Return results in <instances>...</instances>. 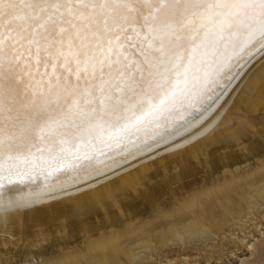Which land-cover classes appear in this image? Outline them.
<instances>
[{
    "label": "snow or ice",
    "instance_id": "snow-or-ice-1",
    "mask_svg": "<svg viewBox=\"0 0 264 264\" xmlns=\"http://www.w3.org/2000/svg\"><path fill=\"white\" fill-rule=\"evenodd\" d=\"M257 63L264 0H0V199L113 169Z\"/></svg>",
    "mask_w": 264,
    "mask_h": 264
},
{
    "label": "bare ground",
    "instance_id": "bare-ground-1",
    "mask_svg": "<svg viewBox=\"0 0 264 264\" xmlns=\"http://www.w3.org/2000/svg\"><path fill=\"white\" fill-rule=\"evenodd\" d=\"M262 132L264 63H257L178 133L113 169L53 191L0 199V264H15L22 253L33 264H120L126 257L152 264L138 257L148 248L133 236L167 246L175 237L209 243L214 230L202 233L193 218L214 207L227 215L234 201L264 212ZM151 190L159 195L149 199ZM252 213L241 218L251 222ZM26 221L36 225L30 236Z\"/></svg>",
    "mask_w": 264,
    "mask_h": 264
},
{
    "label": "rangeland",
    "instance_id": "rangeland-1",
    "mask_svg": "<svg viewBox=\"0 0 264 264\" xmlns=\"http://www.w3.org/2000/svg\"><path fill=\"white\" fill-rule=\"evenodd\" d=\"M229 211L224 215L214 207L204 218H193L202 233L207 232L206 227L214 230L209 243L201 237H183L181 240L175 237L172 246H167L165 241L161 244H157V240L144 241L141 235L133 236L131 240H141L137 244L146 246L148 250L137 255L141 259H150L152 264H264V212L252 213L253 208L248 210L244 202L236 201ZM249 211L253 214L251 222L241 218ZM179 229L173 230V233ZM132 262L126 257L120 264Z\"/></svg>",
    "mask_w": 264,
    "mask_h": 264
}]
</instances>
